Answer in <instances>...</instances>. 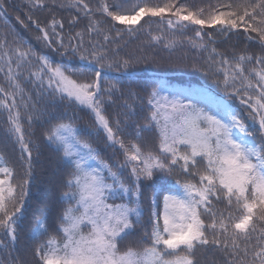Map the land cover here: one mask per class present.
I'll return each instance as SVG.
<instances>
[{
    "label": "snow or ice",
    "instance_id": "6c2138e0",
    "mask_svg": "<svg viewBox=\"0 0 264 264\" xmlns=\"http://www.w3.org/2000/svg\"><path fill=\"white\" fill-rule=\"evenodd\" d=\"M4 3H0V14L7 15ZM29 5L30 11L57 7L55 0L51 5L45 0H29ZM58 6L76 9L77 17L70 26L81 15L87 17L89 33L100 32L103 19H93L97 16L128 24L129 31H134L132 25L146 16L158 17L159 23L172 30L198 26V39H203L205 26L224 34L242 29L250 41L258 43L259 54L241 53L230 59L212 49L211 59L213 65H219L218 74L223 75L217 83L228 95L241 99L258 127L250 131L252 126L212 97L206 98L207 108L199 107L198 92L176 90L165 82H156L146 96L129 84L121 95H127L132 103L125 100L121 105L125 111L112 118L106 114V106L113 103L111 97L124 88V82L109 83L105 69L127 70L132 61L119 58L118 53L102 44L91 43L84 48L82 33H76L65 44L61 33L56 32L57 27L63 30L61 21L53 18L42 27L39 20L28 16V21L42 33L37 39L49 46L58 43L64 49L63 55L71 51L80 60L89 61L87 68L73 70L54 64L47 55H37L30 46L25 47L17 34H11L9 39L6 31L0 39V108L8 112V131L15 135L22 157L27 159L28 175L33 151L39 152L40 148L31 139L25 140V120L29 128L35 122L41 123L45 143L58 153L67 170L64 183L68 190L60 197L66 207L59 213L61 223L56 228L63 240L52 236L38 245V264H199L196 249L209 245H223L239 264H246L249 249L241 248L237 240L243 237L247 244L253 236V259L249 264H264V228L255 235L256 222L264 223V0H216L206 7L182 0H97L94 7L86 0H69ZM77 37L79 43L72 44ZM162 38L152 37L157 41ZM108 39L104 36L105 41ZM193 47L206 45L193 43ZM25 72L27 82L38 89L35 100L26 94L20 79ZM93 73L94 77L88 79ZM45 95H58L61 102L67 100L70 105L88 109L97 132H103L112 147L119 146L123 162L114 166L102 160L92 144L82 138L71 117L66 122V114L38 108ZM135 105L150 109L148 122L135 128V141H142L145 132L155 130L158 143L154 148L145 150L141 143L125 139L130 127L127 118L135 114ZM28 184L27 179L18 180L14 168L0 156V234L13 245L24 219ZM158 184H170L163 189L166 194L162 208L156 195ZM147 188L154 190L149 218L152 227L141 240L149 242V246L122 251L118 241L140 224L141 202ZM124 198L127 203H109ZM220 203L225 204L223 209L216 206ZM46 219L36 221L33 238L47 233ZM0 246L6 245L0 241Z\"/></svg>",
    "mask_w": 264,
    "mask_h": 264
},
{
    "label": "trees",
    "instance_id": "16d2710c",
    "mask_svg": "<svg viewBox=\"0 0 264 264\" xmlns=\"http://www.w3.org/2000/svg\"><path fill=\"white\" fill-rule=\"evenodd\" d=\"M45 2L51 5L53 0H45ZM86 2H89L94 7L97 0H86ZM182 2L195 5L196 7H206L208 3H215L216 0H182ZM1 3H4V0H1ZM62 3L68 4L69 0H55L57 7L50 6L30 11L29 0H7L4 3L7 15L0 14V39L3 38L6 31L9 32V39H11V34L14 33L25 42V47L30 46L37 55H47L54 64H64L73 70L87 68L88 65L83 63L89 62L87 60H80L78 56L70 54L60 55L59 53L64 49L60 48L58 43H53L50 48L43 39H37V37L41 36V33L27 19L28 16H31L33 20H39L43 27L55 18L63 23V30L57 27L56 32L61 33L65 44H68L70 37H76V33H82L84 48H89L91 43L102 44L110 52L118 53L119 58L132 61L127 70L124 68H110L109 70L134 71L148 69L159 73L183 72L189 76L185 78L141 74L124 77L117 74L104 73L108 76L109 83L115 80L124 82V88L116 91L111 97L113 103L106 106V114L112 118H117L119 113L125 111L121 107L125 100H128L130 104L132 103L127 95H121V91L126 92L129 84H131L133 89L146 96V93L155 87L156 82H165L176 90L191 89L198 92L200 94L197 97L199 107L207 108L206 98L212 97L218 102L227 105L247 125L252 126L249 129L250 131L253 130V127H258V124H253L249 110L246 109L247 107L245 108L240 104L239 100L241 99L237 96L228 95L222 84L217 83L218 80H223V75L218 74L219 65H213L211 59L213 56L212 49H215L216 53H223L230 59L241 53L259 54L258 43L250 41L243 34L242 29L232 34H224L218 32L215 28L205 26L203 39H198L195 37V29L198 26H192L185 30H172L166 24L159 23L158 17L150 19L146 16L141 18L136 26L132 25L134 31H127L125 30L126 27H118L109 18L97 16L93 17V19H103V23L100 25V32L99 34L95 32L89 33L86 29L90 20L81 15L78 21L73 26H70V22L77 17V11L69 7L60 8L58 5ZM17 17H19V21ZM20 21L24 23L21 24ZM216 27L218 28V26ZM209 34H211V40H209ZM225 35L227 36L224 38ZM252 35L255 36L256 34L253 33ZM104 36L109 37L108 41L104 40ZM153 36H162L163 38L157 41L152 39ZM53 39L58 40L59 38L53 37ZM172 41L174 43H170ZM71 42L72 44H77L79 43V38L72 39ZM193 43L206 45V47H193ZM219 59V56L215 57L216 61H219ZM33 65H36L35 60H33ZM194 65L195 67H193ZM253 66L248 65L247 67ZM33 70H35L34 67ZM27 77L28 73L25 72L20 79L26 94L31 95L33 100H35L38 89L33 83L27 82ZM93 77L94 73L88 79ZM73 79H77V77H73ZM0 82H3L2 73H0ZM102 86L107 88L108 84L102 81ZM250 95L255 96L256 94L250 93ZM53 99H55V103H51ZM37 107L40 109L46 108L49 112H56L57 114H66V122L71 117V122L74 126L81 130L82 138L92 144L102 160L114 166L120 164L119 156L109 147V143L103 133L97 132L93 115L88 109L76 104L70 105L67 100L61 102L58 95L55 97L45 95ZM134 107L135 114L127 118L130 127L127 128L128 135L125 139L141 143L145 150L154 148L158 143L155 130L145 132L142 141H135V128L137 125L148 122L147 116L150 113V109L139 105ZM119 118L121 120L125 119L124 117ZM22 123L26 129L25 140L31 139L40 148L39 152L33 151L30 176L28 175L27 159L22 157L20 145L17 143L15 135L10 134L8 131L10 128L8 112L0 108V156L5 159L8 166L14 168L18 180H29L24 219L18 228L15 244L11 245L8 237L1 234L2 238L0 240L7 245L0 247V264H38L36 256L38 245L45 243L52 236L56 237L57 241L62 242L63 240L62 233L56 231V228L61 223L59 213L66 207L60 197L63 192L68 190L64 183L68 178L67 170L63 162L59 160L58 153L45 143L42 136L41 123L35 122L31 125V128H29L26 120L22 121ZM259 142L257 138V143ZM169 186L170 184L157 185L156 195L160 201L161 208L163 196L166 194L163 189ZM153 192L152 188L145 190V196L141 202L143 216L140 224L135 225V230L125 237L123 241H118V247L122 251L128 247L141 250L149 246V242L142 241L141 237L145 232L151 231L152 225L149 218L152 210L151 197ZM127 202V198L116 199L115 201L109 200V203L117 204ZM216 206L223 209L225 204L220 203ZM45 217H47L45 221L48 228L47 233L38 238H33V229L36 227V221ZM256 228L257 233L255 235H259V230L264 228V223L257 221ZM209 238H212L211 233H209ZM230 243L231 241L229 240ZM237 243L241 248L248 247L249 255L245 258V261L246 264H249L253 259L251 251L252 244L255 243V236L252 237L251 243L246 244L243 237L238 238ZM195 259L199 261V264H232L233 261H235V264H239V260L236 257L230 256L228 252H225L223 245H209L196 249Z\"/></svg>",
    "mask_w": 264,
    "mask_h": 264
},
{
    "label": "rangeland",
    "instance_id": "374dc122",
    "mask_svg": "<svg viewBox=\"0 0 264 264\" xmlns=\"http://www.w3.org/2000/svg\"><path fill=\"white\" fill-rule=\"evenodd\" d=\"M0 3H1V0H0ZM114 24L115 25H118V27H127L128 26V24H120L119 22H114ZM33 25V24H32ZM113 25V24H112ZM35 27V26H34ZM36 28V27H35ZM122 29V28H121ZM125 30H128V28H126ZM41 36H42V34H41ZM227 35H225L224 36V38L226 37ZM48 45V44H47ZM52 45V44H51ZM51 45H50V48H51ZM49 46V45H48ZM63 52H64V50L63 51H61V53H59L60 55H62L63 56ZM68 54H70V55H72V53H71V51H69V53ZM73 56V55H72ZM86 63H89V62H86ZM146 70H148V69H146ZM120 72H127V71H122V70H116V71H113V70H109V69H105V73H111V74H117L118 76H120L119 75V73ZM128 72H131V71H128ZM181 73H183V72H181ZM187 77H189L188 75H187ZM247 109V108H246ZM248 110V109H247ZM101 133H103V132H101ZM103 135H104V137L106 138V136H105V134L103 133ZM107 140V139H106ZM108 142V141H107ZM109 143V142H108ZM109 145V147H111V149H113V151L119 156V158H120V161L121 162H119V163H122L123 162V160H124V156H123V153L119 150V146L117 145L116 147H112L111 145H110V143L108 144ZM2 235L0 234V238H2L1 237ZM8 240H9V238H8ZM0 241H2V240H0ZM10 243H11V245H13L12 244V242L10 241ZM4 245H7V244H5V243H3ZM0 247H4V246H0Z\"/></svg>",
    "mask_w": 264,
    "mask_h": 264
},
{
    "label": "water",
    "instance_id": "95a60500",
    "mask_svg": "<svg viewBox=\"0 0 264 264\" xmlns=\"http://www.w3.org/2000/svg\"><path fill=\"white\" fill-rule=\"evenodd\" d=\"M159 19V18H158ZM34 26V24H33ZM42 34V33H41ZM87 65H89V63H85ZM148 73L149 75H160V76H185L187 77V75L183 74V73H180V72H174V73H168V74H165V73H159V72H155V71H150V70H137V71H133V72H120L119 75H122V76H132V75H138V74H142V73ZM240 103L242 105H244L242 103V101H240ZM245 106V105H244Z\"/></svg>",
    "mask_w": 264,
    "mask_h": 264
}]
</instances>
